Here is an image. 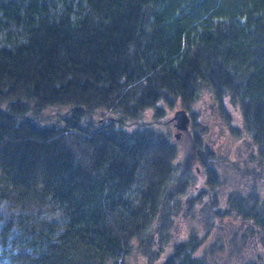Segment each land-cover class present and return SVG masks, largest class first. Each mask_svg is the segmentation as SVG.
I'll return each instance as SVG.
<instances>
[{
	"label": "trees",
	"instance_id": "trees-1",
	"mask_svg": "<svg viewBox=\"0 0 264 264\" xmlns=\"http://www.w3.org/2000/svg\"><path fill=\"white\" fill-rule=\"evenodd\" d=\"M202 88L262 173L212 150ZM263 180L264 0H0V264H264Z\"/></svg>",
	"mask_w": 264,
	"mask_h": 264
},
{
	"label": "rangeland",
	"instance_id": "rangeland-1",
	"mask_svg": "<svg viewBox=\"0 0 264 264\" xmlns=\"http://www.w3.org/2000/svg\"><path fill=\"white\" fill-rule=\"evenodd\" d=\"M226 109L231 113V116L233 118V124L236 127H239L240 132H243V123H242V117L241 113L239 111V108L236 107L232 102L229 100L225 102ZM182 108L180 104H177L174 108H172L171 111L168 112V114L165 116L164 120L167 122L164 126L165 131H169L170 137L174 143L177 144L179 155L175 161L176 166L181 163L187 154V151L189 150V144H190V138L187 135H184V131L181 133L179 139L176 140L175 134L178 132V130L175 129V127L172 125L173 122L170 121V119L173 117L174 112L177 109ZM195 110L200 114V119L205 126V138L212 150L217 154V156H221L223 158H226L229 162L232 161L234 164L239 166L240 168L245 167L246 163H248L249 168H257L258 173H262V170L260 167H257V159L252 157L250 158L249 152L250 149L248 146L251 145L250 138L248 136H242L238 132H232L228 128V124L226 120L221 116V110L216 103L212 93L208 89H203L200 91V98L198 99V102L195 103L194 106ZM50 109V108H48ZM46 109L43 114L47 112ZM49 111V110H48ZM49 112L52 113V110ZM103 114H107V112H104ZM105 118V117H104ZM142 118L145 120H151L152 119V111L147 110L142 115ZM95 119L102 120L103 115L101 114H95ZM52 121H46L42 119L38 122L39 125H44L45 123H49ZM159 127H162L159 124H156ZM134 126V125H133ZM251 152H255V150H252ZM181 165V164H180ZM227 172V177L229 183L225 182L224 186L220 189L221 193H225L229 190V188L232 187V185L236 184L237 178H240V175L237 173H234L233 170L227 167L225 170ZM197 183L196 188L200 189V186L203 184V175L201 174L200 168L197 169ZM264 181V180H263ZM238 182V181H237ZM231 184V185H229ZM226 226L230 230H235L237 227V222L234 221L232 218H229L226 222ZM184 228V227H183ZM227 230H224V235ZM187 232H184L180 228H178L175 232L177 235V238H180L181 235H185ZM212 239L209 240L211 242ZM127 264H137L136 258L132 257L126 262ZM226 263V262H225ZM224 263V264H225ZM227 264H237L233 260L228 262Z\"/></svg>",
	"mask_w": 264,
	"mask_h": 264
},
{
	"label": "water",
	"instance_id": "water-1",
	"mask_svg": "<svg viewBox=\"0 0 264 264\" xmlns=\"http://www.w3.org/2000/svg\"><path fill=\"white\" fill-rule=\"evenodd\" d=\"M170 121L173 122V126L176 130H178V132L175 134L176 140L179 139L183 131L189 130L191 124L190 116L187 110L184 108L177 109Z\"/></svg>",
	"mask_w": 264,
	"mask_h": 264
}]
</instances>
